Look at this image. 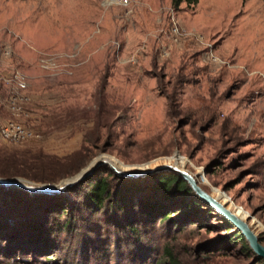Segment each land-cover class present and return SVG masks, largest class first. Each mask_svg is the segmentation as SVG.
Segmentation results:
<instances>
[{
  "label": "rangeland",
  "instance_id": "1",
  "mask_svg": "<svg viewBox=\"0 0 264 264\" xmlns=\"http://www.w3.org/2000/svg\"><path fill=\"white\" fill-rule=\"evenodd\" d=\"M9 120L36 138L0 140V175L14 160L43 162V174L51 158L79 166L50 184L15 176L0 177V187L57 185L91 161L132 174L184 168L264 246V0H197L176 10L170 0H0V123ZM153 176L115 174L112 184ZM190 196L200 211L138 226L157 243V260L168 245L179 264H264ZM4 248L0 264H36L7 259ZM79 256L71 264H93Z\"/></svg>",
  "mask_w": 264,
  "mask_h": 264
},
{
  "label": "trees",
  "instance_id": "2",
  "mask_svg": "<svg viewBox=\"0 0 264 264\" xmlns=\"http://www.w3.org/2000/svg\"><path fill=\"white\" fill-rule=\"evenodd\" d=\"M196 3L197 0H170L174 10L181 4L189 7ZM48 161L52 172H36V167L45 166L43 162L28 167L25 161L14 160L4 166L0 177L21 176L50 184L70 176L79 166L65 167L55 158ZM113 179L107 169L99 168L97 176L49 196L15 186L0 187V243L5 247L4 255L13 259L19 254L28 259L23 263L36 264H53L62 251L65 258L56 264H71L80 252L79 257L93 264H179L168 245L161 248L163 261L157 260V243L145 235L141 237L138 226L168 223L171 213L181 210L200 211V203L191 198L185 182L169 173L156 174L142 182L118 180L113 185ZM218 221L224 234H229L228 241L248 254L239 233L226 221ZM172 227L180 229L179 225ZM67 241L74 245L64 251ZM121 248L125 251L120 253Z\"/></svg>",
  "mask_w": 264,
  "mask_h": 264
},
{
  "label": "water",
  "instance_id": "3",
  "mask_svg": "<svg viewBox=\"0 0 264 264\" xmlns=\"http://www.w3.org/2000/svg\"><path fill=\"white\" fill-rule=\"evenodd\" d=\"M92 162V161H91ZM91 162L78 174L66 178L62 181H60L57 185L53 186H46L44 188H34L28 189L23 188L26 191L29 192H36V193H44V194H60L64 189L71 187L84 179H87L90 174H92L95 170H98L101 167H106L111 172L116 174L117 176L126 177L128 179H133L137 177H146L161 173H169L177 176L179 179L183 180L187 187L190 189L193 194L197 196V198L207 207H209L214 213H216L220 218L228 223L230 227L233 228L236 232L239 233V235L242 237L243 241L245 242L248 250L253 254V258L255 260H259L261 262H264V246L260 243L259 237L254 231L253 228L248 226V223L245 221L240 220L236 216L233 215V212L228 210L225 205H220L218 202H216L213 198H211V195L204 192L196 183L195 181V175L190 174L188 171H186L184 168L183 170L169 166H161L157 167L153 170L145 171L139 174H132V173H124L117 169H115L113 166L105 163V162H97L93 163V165L90 167ZM90 167L88 170L87 168ZM4 185H11L10 183H1ZM14 185V184H12Z\"/></svg>",
  "mask_w": 264,
  "mask_h": 264
},
{
  "label": "built area",
  "instance_id": "4",
  "mask_svg": "<svg viewBox=\"0 0 264 264\" xmlns=\"http://www.w3.org/2000/svg\"><path fill=\"white\" fill-rule=\"evenodd\" d=\"M130 0H108V4L114 6L126 7ZM19 88H23L22 82L18 83ZM15 100V99H13ZM12 113H15L19 108L15 105L9 107ZM36 138V134L29 129L24 128L16 122V120H9L0 123V140L7 143L23 142Z\"/></svg>",
  "mask_w": 264,
  "mask_h": 264
},
{
  "label": "bare ground",
  "instance_id": "5",
  "mask_svg": "<svg viewBox=\"0 0 264 264\" xmlns=\"http://www.w3.org/2000/svg\"><path fill=\"white\" fill-rule=\"evenodd\" d=\"M112 166V165H111Z\"/></svg>",
  "mask_w": 264,
  "mask_h": 264
}]
</instances>
